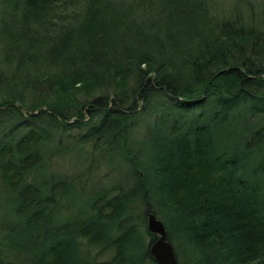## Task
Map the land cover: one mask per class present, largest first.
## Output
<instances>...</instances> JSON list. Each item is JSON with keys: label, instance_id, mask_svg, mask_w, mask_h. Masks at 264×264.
Listing matches in <instances>:
<instances>
[{"label": "trees", "instance_id": "obj_1", "mask_svg": "<svg viewBox=\"0 0 264 264\" xmlns=\"http://www.w3.org/2000/svg\"><path fill=\"white\" fill-rule=\"evenodd\" d=\"M210 11L0 0V264L154 261L148 212L190 264H264V21Z\"/></svg>", "mask_w": 264, "mask_h": 264}, {"label": "rangeland", "instance_id": "obj_2", "mask_svg": "<svg viewBox=\"0 0 264 264\" xmlns=\"http://www.w3.org/2000/svg\"><path fill=\"white\" fill-rule=\"evenodd\" d=\"M209 1V5H210V12H212L213 14H217V15H225L226 13H228V11L233 8L235 5H237L239 7L240 10L243 11V13H245L247 15L252 14V16H256V18H259V20H263L264 21V0H208ZM3 44V38L0 36V73L3 74V76L6 77V80H4L3 82H0V87L3 86V83H6L7 81H9V77H11L13 74L12 73V69L15 67V65L9 64L8 62H6L5 56L6 51L4 49ZM17 75L14 74V77H16ZM1 96V93H0ZM28 97V96H27ZM32 97H28L27 101H30ZM80 98H82V96H80ZM29 103V102H28ZM25 111V110H24ZM141 124H144V121L141 122ZM72 134H75V131H71ZM65 162H63V164L59 165V161H56L55 159L53 160V164L54 167L58 168L61 167L63 171L68 172L66 170L68 169H75L76 167L74 166V161H72L70 159V156L67 155V157L64 160ZM88 164L92 163L90 162V159L87 162ZM87 163H85V165H87ZM96 171L87 178V182H86V186L87 187H98L101 185H106V179L108 178V173L107 170H105V168L103 166H99V167H95ZM94 169V170H95ZM120 172L119 171H113L111 174V180L114 179L116 181H119V177H120ZM108 182V181H107ZM1 199V196H0ZM1 201V200H0ZM1 203V202H0ZM1 206V205H0ZM4 209V208H3ZM2 209V211H3ZM137 217L136 220L139 222L140 218L138 217V214L140 213L139 210L135 209ZM140 216V215H139ZM148 235H145L143 238V243L148 246V242H149V237ZM171 243V242H170ZM176 245V252L177 254L179 253L180 255H182L184 261L187 264H190V253L187 252V250L185 249L183 243H180L179 240H177L176 238H173L172 241V246L174 244ZM177 259V258H176ZM178 263V261H177ZM144 264H156L152 259H149L148 261H146ZM180 264L182 263V260L180 261Z\"/></svg>", "mask_w": 264, "mask_h": 264}, {"label": "water", "instance_id": "obj_3", "mask_svg": "<svg viewBox=\"0 0 264 264\" xmlns=\"http://www.w3.org/2000/svg\"><path fill=\"white\" fill-rule=\"evenodd\" d=\"M146 222L147 230L156 235V239L149 243V253L156 264H178L173 246L167 240L163 222L152 212H148Z\"/></svg>", "mask_w": 264, "mask_h": 264}]
</instances>
